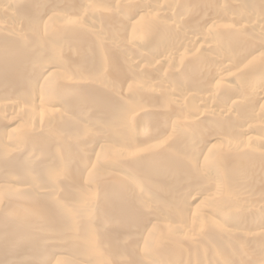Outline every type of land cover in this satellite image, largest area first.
Instances as JSON below:
<instances>
[{
  "label": "bare ground",
  "instance_id": "bare-ground-1",
  "mask_svg": "<svg viewBox=\"0 0 264 264\" xmlns=\"http://www.w3.org/2000/svg\"><path fill=\"white\" fill-rule=\"evenodd\" d=\"M0 264H264V0H0Z\"/></svg>",
  "mask_w": 264,
  "mask_h": 264
}]
</instances>
